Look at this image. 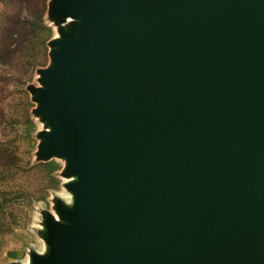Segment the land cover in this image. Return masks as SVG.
<instances>
[{"label": "water", "instance_id": "water-1", "mask_svg": "<svg viewBox=\"0 0 264 264\" xmlns=\"http://www.w3.org/2000/svg\"><path fill=\"white\" fill-rule=\"evenodd\" d=\"M47 15L35 156L64 162L68 201L26 264H264V0Z\"/></svg>", "mask_w": 264, "mask_h": 264}, {"label": "rangeland", "instance_id": "rangeland-1", "mask_svg": "<svg viewBox=\"0 0 264 264\" xmlns=\"http://www.w3.org/2000/svg\"><path fill=\"white\" fill-rule=\"evenodd\" d=\"M48 1L42 17L43 26L50 30L44 54L31 51L26 38L19 42L15 53V20L24 32L25 23L39 7L40 0L24 3L0 0V26L5 24L0 30V51L6 44L14 49L13 56L0 64V148L14 146L21 159V168L9 174L0 173V189L15 192L7 197L4 215L0 214V264H26L31 254H43L45 217L54 215V200L68 201L63 188L67 181L60 177L64 162L56 158L38 162L35 156L38 134L45 125L34 113L36 103L29 87L39 86L37 70L46 67L49 61L47 43L58 35V27L47 15ZM33 58L39 59L40 64L31 70ZM49 176L59 181L54 189L50 187Z\"/></svg>", "mask_w": 264, "mask_h": 264}, {"label": "trees", "instance_id": "trees-1", "mask_svg": "<svg viewBox=\"0 0 264 264\" xmlns=\"http://www.w3.org/2000/svg\"><path fill=\"white\" fill-rule=\"evenodd\" d=\"M5 2V0H3ZM17 3H24L25 0H15ZM46 0H40L39 7L37 6L35 11L28 18L29 20L25 23V31L23 28H19L17 20H15V53L18 49V44L22 39L26 38L28 40V46L31 51L43 52L46 54L45 43L50 36V30L43 26L42 17L45 11ZM5 24L3 23L0 26V30L4 28ZM14 37V35H12ZM14 49L9 44L4 45L0 51V64H4V61L9 60L13 56ZM34 61L30 63V69L33 70L37 65L40 64V60L33 58ZM49 167V165H47ZM21 168V159L18 156V151L14 146L0 148V173H11L15 171L16 168ZM50 168V167H49ZM50 187L53 189L58 186L59 181L53 176H49ZM13 191H3L0 189V214L4 215V210L8 205V196L14 195Z\"/></svg>", "mask_w": 264, "mask_h": 264}]
</instances>
